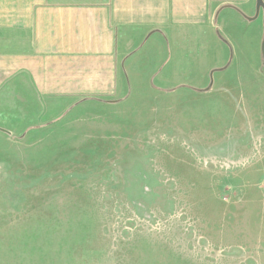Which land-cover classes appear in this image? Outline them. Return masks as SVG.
Instances as JSON below:
<instances>
[{"label": "rangeland", "instance_id": "374dc122", "mask_svg": "<svg viewBox=\"0 0 264 264\" xmlns=\"http://www.w3.org/2000/svg\"><path fill=\"white\" fill-rule=\"evenodd\" d=\"M255 3L169 47L168 77L0 130V264H264Z\"/></svg>", "mask_w": 264, "mask_h": 264}, {"label": "crops", "instance_id": "0c3cea01", "mask_svg": "<svg viewBox=\"0 0 264 264\" xmlns=\"http://www.w3.org/2000/svg\"><path fill=\"white\" fill-rule=\"evenodd\" d=\"M247 1L0 0V130L120 99L131 78L168 77L169 47L208 43L219 11Z\"/></svg>", "mask_w": 264, "mask_h": 264}, {"label": "water", "instance_id": "95a60500", "mask_svg": "<svg viewBox=\"0 0 264 264\" xmlns=\"http://www.w3.org/2000/svg\"><path fill=\"white\" fill-rule=\"evenodd\" d=\"M255 8H256V12H258L260 9H262L264 11V2H263V0H256ZM263 54H264V51H263Z\"/></svg>", "mask_w": 264, "mask_h": 264}]
</instances>
